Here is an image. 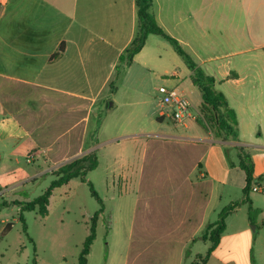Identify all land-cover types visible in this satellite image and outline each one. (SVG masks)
<instances>
[{
	"label": "crops",
	"instance_id": "crops-1",
	"mask_svg": "<svg viewBox=\"0 0 264 264\" xmlns=\"http://www.w3.org/2000/svg\"><path fill=\"white\" fill-rule=\"evenodd\" d=\"M150 13L180 45L194 46L201 64L231 58L233 74L219 80L230 81L231 101L221 93L236 115L237 132L249 137L198 138L204 147L194 168L202 192L197 202L192 194V203L209 222L242 200L245 175L234 146L249 153L253 176L263 177L257 185L264 187V0H152ZM138 28L135 0H0V147L12 151L4 156L49 158L59 140L50 141V134L74 133L75 145L67 139L59 149H79L78 134L88 132L104 89L118 68L128 66L125 53ZM150 38L132 63L145 70L163 56L177 63L166 41L151 39L149 49ZM208 46L214 56L197 54L206 55ZM157 116L164 121L159 109ZM224 147L235 151L236 163L228 165ZM248 198L257 213L254 224L240 202L204 264H264V195L251 192Z\"/></svg>",
	"mask_w": 264,
	"mask_h": 264
},
{
	"label": "rangeland",
	"instance_id": "rangeland-1",
	"mask_svg": "<svg viewBox=\"0 0 264 264\" xmlns=\"http://www.w3.org/2000/svg\"><path fill=\"white\" fill-rule=\"evenodd\" d=\"M151 39L165 43L154 36L149 49ZM182 48L200 70L215 76L214 90L225 92L231 101L230 81L219 82L233 74L231 58L201 64L194 46ZM206 51L197 54H215L209 46ZM174 55L177 63L163 56L149 63L147 70L138 62L118 68L95 105L88 132L78 134L79 149H59L67 139L75 145L74 133L63 138L50 134V141L59 140L49 158L34 155L28 161L19 154L7 159L4 153L12 151L0 147V264H78L91 218L100 207L87 182L102 200L103 212L86 264H199V256L208 248L202 240L204 228L217 215L205 222L192 203V194L197 202L202 192L194 165L204 147L198 138H217L215 127L205 119L209 114L201 110V95L191 82V72ZM159 86L187 97L196 118L185 124L169 118L158 121ZM237 134L249 137L245 131ZM91 152L98 165L87 173L86 182L75 178L55 189L46 217L37 209L22 213L26 235L19 221L20 207L49 186L58 167ZM224 152L228 165L236 163L235 151L224 147ZM8 222L12 228L2 235Z\"/></svg>",
	"mask_w": 264,
	"mask_h": 264
},
{
	"label": "trees",
	"instance_id": "trees-1",
	"mask_svg": "<svg viewBox=\"0 0 264 264\" xmlns=\"http://www.w3.org/2000/svg\"><path fill=\"white\" fill-rule=\"evenodd\" d=\"M135 2L139 28L136 37L133 39L130 46L126 50V65H130L132 63L134 56L138 54L144 47L148 36H157L162 38L172 47L177 56H179L183 60L186 67L191 72V82L193 86H195L199 90L201 95V110L204 113L209 114V116L205 117V119H209L215 127L216 138H220L224 141H237L238 134L236 128V115L234 111L228 106V103L223 94L214 90V78L206 75L202 70H200L192 60V58L184 51L180 43L173 37L169 36L157 24L154 16L150 13L152 0H135ZM62 52L63 46L61 45L58 49V52L54 55V58L59 56V54H61ZM234 149L237 152V166L245 175V186L242 190V200L240 202L247 204L248 221L253 225L257 213L256 210L252 208L248 196L251 193L252 186L258 184V182L261 181L263 177H258L257 179L254 178L253 162L249 153L244 147L234 146ZM225 150L228 151V149L226 148ZM97 165V157L94 152H91L58 167L52 173V176L54 178L50 182L49 186L38 197L34 198L30 202L24 203L20 207L19 221L22 223L23 232L27 235V226L22 214L23 212L34 211L37 209L40 216L46 217L49 199L53 191L57 188L62 187L63 185H66L69 181L75 178H79L82 182H86L85 178L87 173L96 169ZM229 165H232V163H230ZM87 185L89 187L91 196L98 202L100 207L91 218L89 234L83 243V247L78 258V264H86L91 245L95 240L96 223L99 215L103 212L102 200L93 189L91 183L87 182ZM240 202H233L223 208L218 214L217 220L205 226L202 240L203 242H208L209 248L205 256H199V264H204L210 253L218 245L221 235L226 227V217L239 206ZM11 228L12 223H6L1 234L5 235L11 230ZM29 240L31 241V239ZM33 264H35V261L33 262Z\"/></svg>",
	"mask_w": 264,
	"mask_h": 264
},
{
	"label": "built area",
	"instance_id": "built-area-1",
	"mask_svg": "<svg viewBox=\"0 0 264 264\" xmlns=\"http://www.w3.org/2000/svg\"><path fill=\"white\" fill-rule=\"evenodd\" d=\"M161 98L158 101L159 117L169 118L174 123L185 124V122L194 120L193 105L190 100L179 93L174 88L159 86L157 89ZM31 158L28 157V161ZM251 192L264 195V187L253 185Z\"/></svg>",
	"mask_w": 264,
	"mask_h": 264
}]
</instances>
